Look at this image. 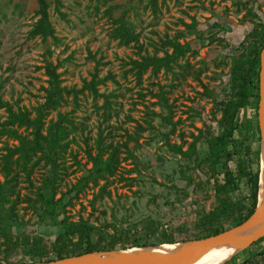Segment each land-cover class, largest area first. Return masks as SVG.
I'll list each match as a JSON object with an SVG mask.
<instances>
[{
	"label": "rangeland",
	"instance_id": "1",
	"mask_svg": "<svg viewBox=\"0 0 264 264\" xmlns=\"http://www.w3.org/2000/svg\"><path fill=\"white\" fill-rule=\"evenodd\" d=\"M60 1L59 10L64 14L65 20L56 13L55 0H47L50 22L55 36L59 39V42L54 43L50 38L41 41L40 38L28 37L37 20L36 0H0V96L4 102L12 105L14 110L15 103L19 100L18 107L26 108L32 112V117L35 116L33 110L44 102L42 89L47 88V77L43 66L47 62L57 66L56 72L60 74L61 85L68 89L79 90L84 80H90L95 64L90 55L95 56L96 60L102 58L98 71L100 77H104L108 72L115 77L116 83L107 82L98 87L100 94H119L108 122H104L102 117L103 99L94 100L87 92L78 95V107H75L72 95H69L65 96V102L58 109L61 113H69L75 109L74 120L77 128L75 135L71 136L75 142L71 141L70 149L64 156L66 174L59 190H67L66 186L74 184L85 174V170L91 168L85 156L84 139L88 140V146L93 148L99 128H105L103 136L106 144L111 142L121 146L126 140V133H133L137 124L144 127L143 121L149 119L154 126L153 131L149 130L140 135L137 145L131 142L127 144L133 157H128L120 147L119 166L115 175L108 179L106 188L110 197L103 196L100 200L92 201L99 187L89 185V188L79 195L78 200L73 201V206L67 209L68 220L77 222L80 218L88 219L93 207L96 213L89 218V222L96 227L114 224V229L107 227L103 234H127V241L133 237L139 238L144 232L146 221L159 222L155 234L162 230L173 233L177 227L183 225L191 228L201 209L192 205L194 199H184L183 194L169 190L173 184L183 188L176 177L170 179L169 176L178 164L185 161L167 150L157 136L160 134L157 132L166 131L165 125L156 117L149 118L146 112L150 110L165 115L156 104L158 89L162 88L167 93L168 104L173 105L172 121L180 122L175 135L169 137L170 144L179 145L181 141L178 134H182L185 142L182 150L185 151L193 140L191 135L196 136L199 131L204 135L209 127L211 132L217 133L222 114L215 111V119L212 118V111L215 110L214 100H225L230 89L229 70L232 56L239 54L240 44L254 28V24H264V0H170L164 6L159 1V11L156 14L144 7L148 0H133L131 5L128 0ZM248 10L255 17H247L242 21ZM122 15L133 24L135 33L139 34V44L150 54L153 53L150 46L159 44L165 37L172 38L177 32L186 34L184 24H190L194 19L204 31L203 41L199 43L193 35H186L179 40L181 45L189 43L196 52L195 55L186 54L178 62L180 67L188 64V69L183 71L181 68H175V71L182 75L174 77L162 71L154 76L148 69L142 75L141 81L137 82L134 75L128 73L129 59L138 60L137 50L132 44L120 45L112 35L114 20ZM213 23L218 24V27L209 29ZM157 55L161 57L162 53ZM205 89L211 92V96L203 94ZM56 114L57 111L48 112L43 132L49 120L56 119ZM257 116L258 104L257 109L248 105L241 111L239 123L253 125V122L258 120ZM5 117V111L0 109V121H4ZM19 132L31 138L30 130L20 129ZM0 142V148L5 143L8 146L17 145L16 141L4 138ZM249 146L254 156L259 148L260 158V142L251 141ZM92 152L94 154V150ZM72 156H76L79 165L73 163ZM43 172V168L33 172L31 181L34 186L39 185ZM120 176L130 182L121 181ZM201 179L202 189H206L204 192L210 195V200L202 201L206 199L204 192L193 198L198 201V205L208 209L214 206L210 181L206 177ZM194 180L199 181L196 176ZM17 181L20 200L33 198L32 189L25 183L24 176H18ZM103 184V181H99V186ZM241 190L246 192L243 185ZM187 193L192 198L193 193L190 190ZM25 208L26 204L20 201L18 213L29 225L15 229L14 236H39L50 248L58 230L37 225L35 215ZM262 238L264 236L260 239ZM262 246L264 247V242ZM242 251L236 256L238 262L244 259ZM229 256L231 255L213 264H222ZM50 257L56 260L53 254ZM229 264H234V261Z\"/></svg>",
	"mask_w": 264,
	"mask_h": 264
},
{
	"label": "trees",
	"instance_id": "2",
	"mask_svg": "<svg viewBox=\"0 0 264 264\" xmlns=\"http://www.w3.org/2000/svg\"><path fill=\"white\" fill-rule=\"evenodd\" d=\"M132 1L128 0V4L131 5ZM159 1L164 6L170 0H148L144 7H148L156 14L159 11ZM36 2L37 20L29 31L28 37L30 39L40 38L41 41L50 38L54 43L59 42L50 22L49 3L47 0H36ZM60 7L61 1L55 0V11L62 20H65L64 14L59 10ZM124 15L114 20L115 27L112 35L120 45L132 44L137 50L138 60L129 59L128 61V73H132L137 82L141 81L142 75L148 69L154 76L162 71L173 77L182 75L179 71H175V68H181L183 71L188 69V64L180 67L178 62L186 54L195 55L196 52L189 43L181 45L179 40L186 35H193L199 43L203 41L204 31L194 19L190 24H184L186 34L177 32L172 38L165 37L159 44L150 46L153 49V53L150 54L142 44H139V34L135 33L133 24ZM247 17L253 18L255 15L248 10L242 17V21ZM214 26L218 27V24L213 23L209 29ZM263 47L264 24H254V28L240 44L239 54L232 56L229 70L230 89L225 100L220 102L214 100L215 110L212 111V118L215 119V111L222 114L217 133L211 132L209 127L204 135L201 131L196 136L191 135L193 140L185 151L182 150L185 144L182 134H178L181 141L179 145L170 144L169 137L175 135L176 127L180 122L172 121L173 105L168 104L167 93L162 88L158 89L156 104L165 112V115L156 114L150 110L146 112L149 118L156 117L165 125V132H156L160 133L157 136L163 141L167 150L174 156L182 157L185 161L178 164L169 176L170 179L176 177L175 179L181 182L183 188L173 184L169 190L183 194L184 199H194L192 205L201 209L198 212L197 221L191 228L185 225L179 226L173 233L162 230L155 234L159 222L146 221L143 226L144 232L139 238L133 237L127 241V234L120 233L110 236L103 234L107 227L114 229V224H103L101 227H96L90 223L89 218L96 213L93 207L92 214L86 220L80 218L77 222H71L66 216L67 209L73 206V201H77L79 195L89 188V185L99 187L92 201L100 200L103 196L109 198L110 194L106 192V188L108 179L115 175L119 166L120 147L124 149L128 157H133L127 144L131 142L137 145L142 133L154 129L151 120H144V127L137 124L133 133H126L125 142L121 146H116L111 142L105 143V136H103L105 128H99L93 148L88 146V140L84 139L85 156L91 168L85 170V174L74 184L66 186L67 190L64 192L59 190L66 174L64 156L70 149L71 141L75 142L71 136L75 135L77 130L74 120L75 109L69 113L58 111L65 102V96L72 95L75 107H78L76 103L78 95L84 92L91 95L94 100L102 98L101 109L104 122H108L111 112L114 111L113 105L119 97V94L98 92L99 86L107 82L116 83L114 75L109 72L104 77L99 76L98 71L102 58L96 60L95 56L90 55V59L95 63L94 71L90 74V80H84L79 90L62 86L60 74L56 72L57 66L47 62L43 66L47 77V88L42 89L44 102L33 110L34 117L31 115L32 112L26 108L18 107L19 100L15 103L16 110H14L13 106L4 102L0 96V109L6 113L5 120L0 121V141L4 138L17 142L15 146H8L5 143L0 148V152H3L0 154V176L2 177V182H0V264L46 263L53 261L51 254L56 260H61L93 253L201 240L219 235L245 222L256 208L259 188V148L254 156L251 154L249 143L251 141L259 143L260 134L258 120H255L253 125L241 124L239 115L248 105L257 109L259 64ZM158 53H162V56L159 57ZM203 94L211 96V92L209 93L207 89ZM49 111H57L56 119L49 120L43 132L44 120ZM20 129L30 130L31 138L20 133ZM83 130L82 128L81 133ZM72 159L75 165H79L76 156H72ZM38 168L44 169L43 178L38 186H34L31 177ZM20 175L24 176L25 183L32 189L33 198L20 200L17 192V178ZM194 176L198 178V182H195ZM201 177H206L210 181L212 190L211 199L214 206L208 209L198 205V201L193 198L206 190L202 189ZM120 180L130 182L121 176ZM99 181H103L104 184L99 186ZM241 185L247 193L241 190ZM188 190L193 193L192 198L189 197ZM203 195L206 198L202 200L203 202L210 200V195L205 192ZM20 201L26 204L25 209L31 210L35 215L37 225L58 230L56 239L50 248L39 236L32 238L14 236L15 229L29 225L28 221H24L23 216L18 213ZM113 220L116 221V218L113 217ZM123 236L125 239L122 241ZM263 242L264 238L251 243L242 251L244 259L238 262L235 257L232 260L234 264H264ZM216 262L219 263V261Z\"/></svg>",
	"mask_w": 264,
	"mask_h": 264
},
{
	"label": "water",
	"instance_id": "3",
	"mask_svg": "<svg viewBox=\"0 0 264 264\" xmlns=\"http://www.w3.org/2000/svg\"><path fill=\"white\" fill-rule=\"evenodd\" d=\"M257 117L261 151L262 146L264 145V57L261 56L259 64ZM260 186H262L264 196V162L262 161L261 155L258 194ZM258 194L257 205L253 214L242 224L230 228L216 236L201 240H190L185 242L168 244L167 246H169V248L165 251L155 250L158 246L148 248H132L138 250L152 249L153 251L132 255L127 253L131 249H127L112 252L93 253L65 258L61 260H53L46 263L35 264H169L170 262H173L179 259L180 257L195 251H204L203 256H208L228 245H232L239 241H245L250 238V234L253 228L257 225L260 220L264 219V201L261 205L258 204ZM242 250L243 249H240V251Z\"/></svg>",
	"mask_w": 264,
	"mask_h": 264
},
{
	"label": "bare ground",
	"instance_id": "4",
	"mask_svg": "<svg viewBox=\"0 0 264 264\" xmlns=\"http://www.w3.org/2000/svg\"><path fill=\"white\" fill-rule=\"evenodd\" d=\"M260 56L264 57V48ZM261 156L263 158L262 161L264 162V145L262 146V149H261ZM263 201H264L263 190H262V186H260L259 194H258V204L261 205ZM262 236H264V219L260 220L257 223V225L251 231L250 238H248L245 241H239L232 245H228L222 248L221 250L214 252L208 256H203L204 251L191 252L190 254L184 255L180 257L179 259L173 262H170L169 264H213L216 261H221L223 257L231 255L222 263V264H225L229 262L230 260H232L233 258H235L237 255H239V253L241 252L240 249L248 248L251 243L256 242ZM167 245L168 244L160 245L156 247L155 250L165 251L169 248V246ZM150 251H153V250L152 249H149V250L131 249L127 253L136 255V254L150 252Z\"/></svg>",
	"mask_w": 264,
	"mask_h": 264
}]
</instances>
